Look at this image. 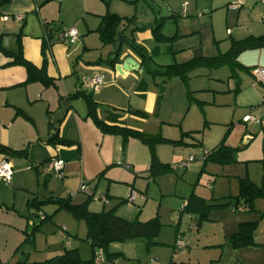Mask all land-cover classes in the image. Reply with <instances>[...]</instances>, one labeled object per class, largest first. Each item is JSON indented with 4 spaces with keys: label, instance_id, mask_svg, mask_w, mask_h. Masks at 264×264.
Instances as JSON below:
<instances>
[{
    "label": "crops",
    "instance_id": "crops-1",
    "mask_svg": "<svg viewBox=\"0 0 264 264\" xmlns=\"http://www.w3.org/2000/svg\"><path fill=\"white\" fill-rule=\"evenodd\" d=\"M260 1L244 0L238 9L227 11L234 27L227 28L230 41L226 50L232 41L264 34V5ZM127 2L9 0L0 5V45L13 52L20 49L22 57L38 69L44 65L46 76L43 81L26 82V69L21 65L8 64L12 58L0 51V144L20 151L19 154L0 153V157L5 156L12 167L11 181L5 183L0 180V229L11 231L15 237L5 239L3 249H0L1 264H4L3 261L14 263L10 260L12 256L17 259L15 254H10L13 245H17L23 229L38 224L41 219L36 220L38 215H46L42 212L43 208H50L55 213L54 217L58 214L56 212L61 211L50 202L43 204L39 211L30 208L28 204L34 199L45 201L50 197H70L72 203L86 202L88 210L93 211L92 203L88 201L90 195L75 193L83 182L91 196H106L111 207L109 210L114 209L117 216L133 220L138 219L142 212L134 204L138 199L137 192L133 202L127 201L134 189L130 183L136 182L134 176L137 172L133 170L139 167V160L135 157L136 143L128 141L124 146L125 140L121 136L102 133L91 118H85L87 107L84 99L72 95L78 91L92 94L97 105V117L108 125L141 130L152 113L165 122L178 119L184 106L183 88H190L189 77L186 84L177 77L171 78L172 84H168L170 79L150 76L159 92L146 93L147 71L141 56L127 46L125 39L104 42L101 37V30H104L102 19L109 13L123 17L118 30H122L124 38L144 48L149 55L147 65L151 69L152 65L158 64L155 61L157 56L176 52L177 49L172 50L173 45L183 46H179V39L175 41L176 37L183 38L188 34L184 30L187 19L179 17V14H189L188 10L194 11V8L189 3L186 9L184 6V10L176 12L171 0ZM142 16L147 20L137 23ZM161 18L160 32L173 38L157 42L151 24L150 28L145 25L152 19L158 21ZM71 26L78 31L76 41L58 40V32ZM47 39L48 47L43 54L42 46ZM118 47L121 54L114 64H110ZM126 58L133 59L138 68L129 70L130 66H126V70H117L116 65L124 63ZM237 59L243 66L264 68V47L244 50ZM93 73L99 74L104 82L97 92L84 89L82 85L83 79ZM230 75L216 78L219 82L217 88H208L207 92L213 94L211 99L210 94L207 98H199L198 91H205L204 88L187 91V98L195 100L191 105L195 118H199L197 112L202 109L205 117L220 124L230 122L264 127V85L259 84L250 71L236 69L234 76ZM134 95L146 97V102L139 104L137 96L136 102H133ZM135 110L145 114L134 113ZM187 113L184 120H189ZM246 115L259 119L245 122L243 118ZM146 131L153 133L154 129ZM250 136L245 134L243 139L250 140ZM51 158L63 161L61 179L45 168ZM149 191L147 187L146 193ZM62 231L67 230L62 227ZM182 245L176 246L179 248ZM110 251L121 252L122 257L129 259L123 244L112 243ZM27 253L23 258L33 263L27 259ZM152 261L150 264H153ZM245 261L242 264H246Z\"/></svg>",
    "mask_w": 264,
    "mask_h": 264
},
{
    "label": "rangeland",
    "instance_id": "rangeland-1",
    "mask_svg": "<svg viewBox=\"0 0 264 264\" xmlns=\"http://www.w3.org/2000/svg\"><path fill=\"white\" fill-rule=\"evenodd\" d=\"M119 1L128 3L127 0ZM171 1L176 12L181 11L184 4L186 9L189 3L194 11L188 10L189 14H179V17L187 19L184 30L188 34L183 38H175V41H181L179 46H183L173 45L172 50L177 49L176 52L157 56L156 63H182L200 56L215 57L226 51L230 41L226 31L227 28L234 27L231 19H228L227 11L231 9L228 5L237 2L236 0ZM230 15H233L232 12ZM146 20L147 18L142 16L137 23L141 24ZM162 22L163 18L158 21L152 19L145 26L150 28L151 24L152 29L160 25L161 28ZM158 64L152 65L151 69L155 70ZM147 73L144 84L147 86L146 93L158 94L159 91L150 80V73ZM228 73H231L230 69L223 66L197 67L189 72L188 83L191 89H205L198 91L200 99L209 97L208 94L211 99L213 94L207 92L208 88H217V79L229 75ZM172 81L170 79L168 84H172ZM190 88H183L184 106L178 119L165 122L152 113L148 116L149 120L143 123L142 129L138 130L160 136L161 139L151 145L153 153L149 145L136 138L128 137L124 141V146L128 141H134L137 146L135 157L139 160V167L133 170L137 172L134 176L135 184H130L138 194L134 204L142 210L138 220L146 221L156 215L160 229L154 237H138L119 243L123 244L125 255L129 256V259L121 256L116 260V264H150L152 260L156 261V264H242L243 260H246V264H264V196L253 195L248 204L240 193L244 179L257 188H264V127L258 124L253 126L230 122L220 124L208 119L210 117H205L202 109L197 112L199 118H195V110L191 111L195 100L187 98ZM136 96H133V102H136ZM137 98L139 104L141 101L143 104L146 102V97ZM186 113L189 120H184ZM149 128L154 129L153 133L146 131L150 130ZM245 134L252 135L248 143V140L243 139ZM221 144L235 148L233 160L219 163L201 159L204 151L210 152ZM152 156L156 163L166 165L164 172L151 174L148 168ZM189 157L195 159L189 162L186 168L179 167L180 162ZM147 187L150 189L148 193ZM75 193L82 195L79 187ZM190 195L203 199L206 208L202 212L183 209ZM102 198H105L106 202H102ZM88 201L92 203L91 209L95 212L111 208L106 196L93 195ZM42 210L49 218L44 221L40 230H35L30 225L23 229L21 237L16 241V247L13 245L10 253L15 254L17 259L8 256L13 264H17L26 252L27 259L34 264H42L47 258L72 248L78 249L81 258L91 256V248L84 240L86 227L83 220L75 219L65 210L56 212L58 214L55 217L50 208ZM202 213L203 217L199 221ZM39 217L38 215L36 220ZM241 223L249 225L247 229L252 230L251 238L248 244L236 246L232 235ZM62 227L67 231H62ZM11 234V231L0 229V249H3L7 237L15 238ZM64 238L70 240V245H66ZM178 240L183 244L179 248L176 246ZM57 249V253H53ZM95 252L103 254L100 249ZM3 263L8 264L5 261Z\"/></svg>",
    "mask_w": 264,
    "mask_h": 264
},
{
    "label": "trees",
    "instance_id": "trees-1",
    "mask_svg": "<svg viewBox=\"0 0 264 264\" xmlns=\"http://www.w3.org/2000/svg\"><path fill=\"white\" fill-rule=\"evenodd\" d=\"M9 0H0V5L8 2ZM123 20V17H119L116 14H106L103 16L102 23L104 30H101V37L104 42L110 43L115 40L123 41L133 51L137 52L145 65V69L152 77H161L164 80L171 78H179L183 83H187L188 74L192 69L197 67H221L227 66L231 75L234 76L236 69L252 72L254 68L243 66L237 59L238 55L247 49L264 47V34L259 36H246L243 39L235 40L231 42L230 47L223 53L215 57H195L191 58L182 63H170L166 65H159L155 70H152L147 65L149 55L146 53L142 46L136 45L132 40H128L122 36V30H118V27ZM152 33L155 41L161 42L163 40H170L173 37H166L160 32V25L152 28ZM49 38V37H48ZM48 39L44 41L42 46V53L44 54L45 49L48 47ZM120 47L115 50V57L109 61L110 64H114L119 57ZM0 51L12 58V61L8 64L21 65L26 69L27 81L40 80L43 81L46 77L44 74V65L41 68H36L32 63L25 60L22 57L21 50L9 51L0 45ZM85 89V88H84ZM72 96H80L84 99L87 107L85 118H91L95 126L104 134L119 135L124 140L128 137H133L151 147L150 151L153 153L152 144L153 142L159 141L161 138L158 135H149L138 130L130 129L127 127H121L117 125H108L101 121L96 115V102L92 98V94L86 93L85 91H78ZM134 113L145 114L144 112L135 110ZM235 148H228L221 144L217 145L210 152L205 151V155L201 157L202 160H211L214 162L224 163L234 159ZM0 153L19 154L20 151H13L12 149L0 144ZM195 158L193 157V160ZM166 165L163 166L160 163L155 162V158L152 156L151 164L148 170L151 174H157L166 170ZM243 179H241L242 181ZM240 193L245 197V203L249 204L250 198L253 195L264 196V188H257L253 183L243 180L240 187ZM54 203L57 205V210H65L70 213L75 219L83 220L86 227L85 241L88 242L91 248V256L89 258H81L77 248L65 249L60 255L54 256L42 262V264H94L96 257V249L102 251L104 261L102 264H115V260L123 256L121 252H111L110 245L112 243H122L126 240L143 237L151 238L158 234L160 229V222L158 217L155 215L146 221H140L137 218L133 220H126L115 214L114 209L101 210L93 212L88 210L86 202L74 204L71 202L70 197L66 198H48L45 201H38L34 199L28 205L30 208L38 210L45 203ZM206 206L204 205L203 199L190 195L185 202L183 207L186 211L202 212ZM203 213L199 221L202 219ZM49 216L43 215L38 224L33 225L35 230H38L39 226L44 223ZM246 223H241L238 230L233 233L232 240L236 246L246 245L249 243L251 238L252 230L248 231ZM251 228V227H250ZM17 264H34L28 263L25 258L17 262Z\"/></svg>",
    "mask_w": 264,
    "mask_h": 264
},
{
    "label": "built area",
    "instance_id": "built-area-1",
    "mask_svg": "<svg viewBox=\"0 0 264 264\" xmlns=\"http://www.w3.org/2000/svg\"><path fill=\"white\" fill-rule=\"evenodd\" d=\"M260 2L262 5H264V0H261ZM243 4H244V0H240L236 3L228 5V8L238 9ZM185 5L186 4H184V6ZM184 6H183V10H184ZM4 19L6 20L7 17H4ZM77 38H78V33L75 27L62 28L58 32V40L60 41H67L69 43H74ZM252 74L259 84L264 85V68L256 67L253 69ZM103 83L104 82H103L102 77L97 73H93L91 76L85 77L82 81L83 87L93 92H97L98 89L103 85ZM258 119L259 118L257 117L246 115L243 118V121L245 122L258 121ZM205 153L206 152L204 151L203 155H205ZM191 161H193V157H189L187 160H183L182 162H180L179 167L185 168L188 166V163ZM45 168L48 173L54 175L56 178L61 179L63 177V172H62L63 161L62 160L51 158L45 164ZM11 178H12V167L10 163L8 162L7 158L5 156H1L0 157V180L5 183H9L11 181ZM79 192H83L91 196L90 190L83 182L79 186ZM135 197H136V192L132 190L130 191L127 201L133 202ZM101 201L106 202V199L102 198ZM40 217L42 218L43 216H40ZM66 240H67L66 243L69 245V239H66ZM179 244H181L180 240L177 241L176 245H179ZM103 261H104L103 255L101 253H97L94 259V264H102ZM152 263L154 264V261H152Z\"/></svg>",
    "mask_w": 264,
    "mask_h": 264
},
{
    "label": "water",
    "instance_id": "water-1",
    "mask_svg": "<svg viewBox=\"0 0 264 264\" xmlns=\"http://www.w3.org/2000/svg\"><path fill=\"white\" fill-rule=\"evenodd\" d=\"M126 66H130L129 70H135L138 68V65L136 66L135 61L131 58H126L124 63L116 65L115 68L122 71L127 69ZM39 216H43V214H40Z\"/></svg>",
    "mask_w": 264,
    "mask_h": 264
}]
</instances>
